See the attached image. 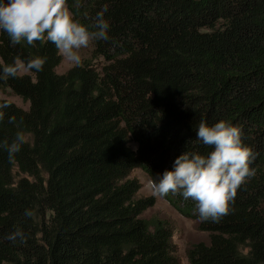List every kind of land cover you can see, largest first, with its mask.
Returning <instances> with one entry per match:
<instances>
[{
	"label": "trees",
	"instance_id": "obj_1",
	"mask_svg": "<svg viewBox=\"0 0 264 264\" xmlns=\"http://www.w3.org/2000/svg\"><path fill=\"white\" fill-rule=\"evenodd\" d=\"M66 3L90 30L107 9L109 39L91 41L80 66L58 73L54 44L12 46L0 31V66L45 58L0 79L28 104L0 98V264H181L173 225L144 216L155 197L132 172L154 179L185 151L206 156L196 129L220 120L255 157L229 212L203 221L195 201L158 197L208 235L186 264H264V0Z\"/></svg>",
	"mask_w": 264,
	"mask_h": 264
},
{
	"label": "clouds",
	"instance_id": "obj_2",
	"mask_svg": "<svg viewBox=\"0 0 264 264\" xmlns=\"http://www.w3.org/2000/svg\"><path fill=\"white\" fill-rule=\"evenodd\" d=\"M106 10L97 12L92 25L95 30H90L74 18L66 0H0V31L7 35L12 46L21 42L30 46L36 41L50 42L68 62L80 66L82 48L93 40L109 39ZM44 63L45 58L35 57L0 66V79L16 77L22 67L39 72ZM196 139L211 146L212 151L206 156L183 152L175 158L171 170L149 180V187L154 196L165 197L171 193L195 201L199 218L215 222L229 212L236 190L254 175L249 165L255 157L242 143L240 129L230 121L220 120L211 126L201 122ZM24 143L20 132L10 144L5 142L3 146L10 160ZM14 235H20L19 230Z\"/></svg>",
	"mask_w": 264,
	"mask_h": 264
},
{
	"label": "rangeland",
	"instance_id": "obj_3",
	"mask_svg": "<svg viewBox=\"0 0 264 264\" xmlns=\"http://www.w3.org/2000/svg\"><path fill=\"white\" fill-rule=\"evenodd\" d=\"M92 49V42L86 48L80 50L82 60L90 57ZM61 60L59 65L56 68L58 73H62L73 66L72 63L68 62L61 54ZM19 73H25L23 68L20 69ZM0 98H6L12 101L17 106L26 109L28 104L21 101V99L8 91L1 92ZM132 176L140 182V196H154L152 190L149 187V178L148 176L140 169H135L132 172ZM155 197V204L153 207L148 209L145 213V217L157 216L160 218L167 219L173 225V236L172 243L175 256L180 260L181 264H186L185 250L192 243L198 241H207V233L199 231L195 227L193 220L183 217L178 213L173 207H171L168 202L161 199L158 196Z\"/></svg>",
	"mask_w": 264,
	"mask_h": 264
}]
</instances>
